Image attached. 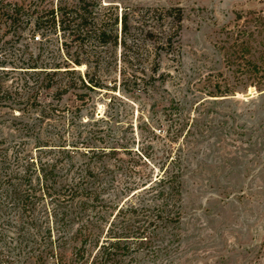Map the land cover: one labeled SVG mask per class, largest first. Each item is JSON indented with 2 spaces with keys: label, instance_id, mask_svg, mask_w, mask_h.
Masks as SVG:
<instances>
[{
  "label": "rangeland",
  "instance_id": "1",
  "mask_svg": "<svg viewBox=\"0 0 264 264\" xmlns=\"http://www.w3.org/2000/svg\"><path fill=\"white\" fill-rule=\"evenodd\" d=\"M12 1L24 12L33 8L32 0ZM62 1L72 6L78 0ZM83 1L91 16L107 26L126 8H180L179 56L151 55L122 76L111 46L84 41L78 49L66 37L70 54L78 52L89 64L74 69L81 75L88 71L100 88L88 90L76 76L61 75L57 79L75 84L62 94L43 80L48 69L14 67H26L40 50L42 67L51 54L60 60L64 38H32L25 22L15 29L1 27L0 61L6 64L0 67V87L13 90L29 78L36 101L13 110L0 106V168L6 161L8 170L30 175L33 185L38 184L37 168L47 165L54 166L49 177L56 182L80 174L92 186L107 184L102 200L108 206L96 215L100 219L122 204L124 186L143 182L147 187L148 178L178 166V224L159 229L149 246L130 252L120 264H264V90L238 80L240 61L233 54L239 31H253V19L264 16V0ZM46 2L47 7L57 0ZM257 39L255 34L249 39V61L258 59L255 48L264 51ZM166 156L168 163L161 166ZM154 193L147 189L133 202L152 209L158 204ZM84 202L86 208L99 206ZM73 207L45 198L28 243L5 234L14 244L22 241L23 258L41 254L48 264L69 260L78 245L71 235L77 225L65 217Z\"/></svg>",
  "mask_w": 264,
  "mask_h": 264
},
{
  "label": "trees",
  "instance_id": "2",
  "mask_svg": "<svg viewBox=\"0 0 264 264\" xmlns=\"http://www.w3.org/2000/svg\"><path fill=\"white\" fill-rule=\"evenodd\" d=\"M32 3L33 8L24 12L18 2L0 0V29L1 27H6L8 30L15 29L20 23L25 22V25L30 27L32 38L37 37V34L45 41H50L52 36L64 38L59 49L60 60H57L58 56L55 57L51 54L48 64H45L46 67H42L44 64L40 61L43 50H40L34 57L28 58L26 67H14L31 70L48 69L43 80L47 82L48 88L61 90L62 94L67 93L70 88L74 89L73 85L75 84L71 82L72 80L57 79L61 75L76 76L78 83L88 90L100 88L88 71L81 75L74 69V67L82 65L88 68L89 64L80 58L78 52H75L74 56L70 54L68 50L70 43L67 42L66 37H70L69 42L75 44L78 49H82L84 41L103 47L111 46L115 51L116 64H120L119 72L122 76H125V71L128 68L131 69L136 65L146 63L151 55L159 57L161 53H169L179 56L178 40L183 21L180 8H126L120 13L116 12L111 23L107 26L103 20L91 16V12H88L84 7L83 0H78L72 6L62 0H57L56 4L47 7L45 6L46 0H32ZM23 15L26 17L24 21L21 18ZM253 24V31H239L237 36L240 42L233 46V54L234 59L240 61L238 66L241 69L239 73L241 78L238 77V80L244 86L264 90V51H256L255 48L254 51L259 54L258 59L256 58L255 61L246 59L252 49L249 39L254 34L258 36L257 48H264V16H256L253 19ZM231 59L226 60L227 64L232 63ZM4 64H6L5 61H0V67H3ZM157 68L158 64L154 62L153 71L156 72ZM34 72L37 73V71ZM28 79L23 78L22 85L13 88V90L11 86L0 87V106L13 110L15 106L25 101L33 100L35 102L36 97L33 95L32 88L27 87ZM37 81L38 79L34 80L35 85ZM25 87L29 90H26ZM224 93H229V91L226 90ZM75 144L77 143L75 142ZM100 150L102 155H106L104 148ZM6 163L3 161L4 167L0 168V264L49 263L47 258L41 254L24 258L21 256L22 241L28 243V237L33 234L35 214L40 202L45 198H50L69 207L73 205L74 210L70 212V217L66 214L65 217L69 219L70 223L77 225L71 234L76 237L78 242V245L74 247L72 257L69 260L60 258L53 262L54 264H120L121 258L129 255L130 252L139 251L143 246L144 248L149 246L151 239L159 229L178 224L180 219L181 171L178 166L173 165L169 169L167 168L168 171L166 169L156 179L148 178L147 187L143 185V182L142 184L133 182L124 186L121 191V195L124 196L122 204L115 207L109 218L103 217L100 220L96 215L100 213L101 209L108 206L102 200L109 189L107 184L92 186L86 182L85 176L80 174H75L74 178L69 177L68 181L64 179V182H56L55 176L49 177L53 173L54 166L47 165V169L45 167L37 168L36 180L38 184L33 185L30 175H26V172L21 174L16 170H8L9 164ZM167 163L168 156L163 159L161 166H165ZM170 164H172V160L168 167ZM67 171L65 170L66 173ZM41 181L43 184H39ZM147 189L155 192L152 200L158 202L152 209L143 204L137 206L133 202L143 192L146 193ZM85 200L99 203V206L96 208L93 206L91 209L86 208ZM97 208L98 210H96ZM92 211L95 213L94 216L90 214ZM50 216L53 217L54 214ZM5 233H12L16 235V239L22 241H15L14 244V240ZM25 234L26 238L22 236Z\"/></svg>",
  "mask_w": 264,
  "mask_h": 264
}]
</instances>
